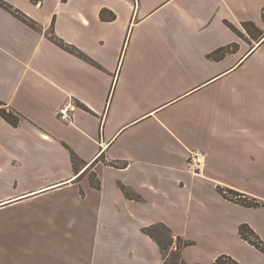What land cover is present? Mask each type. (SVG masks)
<instances>
[{
    "label": "crops",
    "instance_id": "obj_1",
    "mask_svg": "<svg viewBox=\"0 0 264 264\" xmlns=\"http://www.w3.org/2000/svg\"><path fill=\"white\" fill-rule=\"evenodd\" d=\"M5 1L37 27L0 7V100L19 115H0V264H163L142 231L158 222L193 242L187 263L264 264L238 233L264 241V205L217 191L264 202V0Z\"/></svg>",
    "mask_w": 264,
    "mask_h": 264
},
{
    "label": "trees",
    "instance_id": "obj_2",
    "mask_svg": "<svg viewBox=\"0 0 264 264\" xmlns=\"http://www.w3.org/2000/svg\"><path fill=\"white\" fill-rule=\"evenodd\" d=\"M0 7L11 12L14 16L21 19L23 22L29 26L36 28V22L22 13L19 9L13 7L5 0H0ZM230 25V24H229ZM50 39L57 45L71 51H79L71 46L70 44L64 42L63 40L57 38L53 33L50 35ZM0 115L8 121L10 124L16 126L19 122V115L13 110L5 107V103L0 100ZM123 191H125L123 187ZM217 191L227 200L239 203L247 207H258L264 205V202L251 197L245 193L239 192L235 189L217 186ZM128 194L127 192H125ZM142 231L148 234L160 247L161 253L163 255V264H202V263H187L181 258L180 250L193 242L183 239L179 235H174L171 229L164 223L158 222L151 224L149 226L143 227ZM238 233L244 240L248 241L250 244L254 245L257 249L264 253V241L259 237V235L253 230V228L246 222H242L238 226ZM167 249L170 250L166 253ZM170 256V258H169ZM169 258V259H168ZM212 264H242L233 256L227 253L218 254Z\"/></svg>",
    "mask_w": 264,
    "mask_h": 264
},
{
    "label": "built area",
    "instance_id": "obj_3",
    "mask_svg": "<svg viewBox=\"0 0 264 264\" xmlns=\"http://www.w3.org/2000/svg\"><path fill=\"white\" fill-rule=\"evenodd\" d=\"M76 107V103L72 99H68L63 103L57 110L58 117L65 121L71 122L72 114L71 112ZM204 164V153L199 149H193L189 151L187 157L188 170L193 174H199L202 171Z\"/></svg>",
    "mask_w": 264,
    "mask_h": 264
},
{
    "label": "rangeland",
    "instance_id": "obj_4",
    "mask_svg": "<svg viewBox=\"0 0 264 264\" xmlns=\"http://www.w3.org/2000/svg\"><path fill=\"white\" fill-rule=\"evenodd\" d=\"M169 252H170V250H169V249H167L166 253H169ZM169 258H170V256H169ZM169 258H168V259H169ZM169 264H170V263H169Z\"/></svg>",
    "mask_w": 264,
    "mask_h": 264
}]
</instances>
